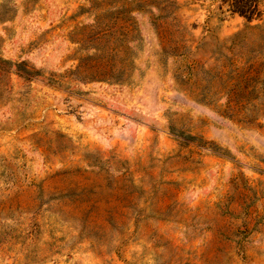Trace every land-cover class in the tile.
Here are the masks:
<instances>
[{
    "label": "rangeland",
    "instance_id": "rangeland-1",
    "mask_svg": "<svg viewBox=\"0 0 264 264\" xmlns=\"http://www.w3.org/2000/svg\"><path fill=\"white\" fill-rule=\"evenodd\" d=\"M220 6L0 0V264H264V6Z\"/></svg>",
    "mask_w": 264,
    "mask_h": 264
},
{
    "label": "trees",
    "instance_id": "trees-1",
    "mask_svg": "<svg viewBox=\"0 0 264 264\" xmlns=\"http://www.w3.org/2000/svg\"><path fill=\"white\" fill-rule=\"evenodd\" d=\"M220 4V7L227 6L229 11L244 17L250 23L261 17L264 0H220ZM258 27L254 25L251 28ZM237 38L235 36V45L240 42ZM243 49L244 46L239 45V53ZM261 57L264 56L259 52L258 46L249 49L243 60L238 59L242 55L235 53V108L259 100L260 94L264 96V59L260 60Z\"/></svg>",
    "mask_w": 264,
    "mask_h": 264
}]
</instances>
